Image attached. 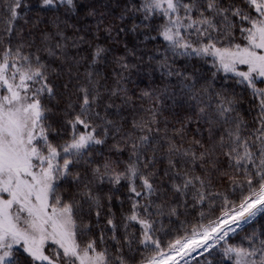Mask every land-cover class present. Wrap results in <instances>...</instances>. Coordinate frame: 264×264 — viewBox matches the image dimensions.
<instances>
[{
  "label": "snow or ice",
  "instance_id": "obj_1",
  "mask_svg": "<svg viewBox=\"0 0 264 264\" xmlns=\"http://www.w3.org/2000/svg\"><path fill=\"white\" fill-rule=\"evenodd\" d=\"M30 9L0 0V264H264V0Z\"/></svg>",
  "mask_w": 264,
  "mask_h": 264
},
{
  "label": "trees",
  "instance_id": "obj_2",
  "mask_svg": "<svg viewBox=\"0 0 264 264\" xmlns=\"http://www.w3.org/2000/svg\"><path fill=\"white\" fill-rule=\"evenodd\" d=\"M78 2H83V0H78ZM28 3L31 6V9L29 11V17L32 19H35L36 15H37L35 9L38 7V0H28ZM80 14H81V16H83L82 10H81ZM50 16H51V14H49L48 16H41V19L47 20L50 18ZM71 22L75 23V19H73ZM81 23L90 25L93 28L95 27V20L92 18H88L87 20L82 19ZM116 23H119V21L117 20ZM30 27L31 26H28L25 30L27 31ZM39 27H40V29H43V28H45V24H41ZM36 31H38V30H36ZM68 34L71 35V29L68 30ZM103 36H104L103 29H101V37L102 38L99 41V43H101V44L105 43ZM125 39H127L130 47L134 43H137V44L139 43V40L134 38V36H132V35L126 37ZM140 39H142V37H140ZM72 51H74V50H72ZM116 51H117V54H123V45L122 44L118 45ZM100 67H101V72L103 75V66L101 65ZM81 71H83V68H81ZM109 71H110V69H109ZM164 79L165 78L161 77L159 71H157L155 73H152L149 71L137 72L135 69H133L131 75L129 76V81H128L126 86L129 87L130 91H134L138 96L141 90H152V89L162 88L163 87L162 81ZM117 103H119V100H117ZM140 103H141V101H139L137 99L136 100L137 106H139ZM166 103L170 105L171 101H167ZM164 112H165V114L160 117L161 127L164 126L163 122L166 118L169 120V122H170L169 126L171 127L173 124H175V119L169 114V109L165 108ZM175 126L179 127V125H175ZM192 127L195 128V124H193ZM161 134H163V133H161ZM114 203H115V210L118 212L119 211V204L115 201H114ZM262 225H264V218H258L257 221L255 222L254 227L259 228Z\"/></svg>",
  "mask_w": 264,
  "mask_h": 264
}]
</instances>
